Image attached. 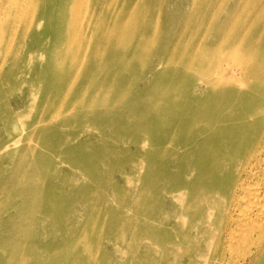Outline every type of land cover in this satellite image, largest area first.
Instances as JSON below:
<instances>
[{
  "label": "bare ground",
  "instance_id": "1",
  "mask_svg": "<svg viewBox=\"0 0 264 264\" xmlns=\"http://www.w3.org/2000/svg\"><path fill=\"white\" fill-rule=\"evenodd\" d=\"M0 264H264V0H0Z\"/></svg>",
  "mask_w": 264,
  "mask_h": 264
},
{
  "label": "rangeland",
  "instance_id": "2",
  "mask_svg": "<svg viewBox=\"0 0 264 264\" xmlns=\"http://www.w3.org/2000/svg\"><path fill=\"white\" fill-rule=\"evenodd\" d=\"M45 17H46L47 19L50 17V16H49V12L46 14V16H45Z\"/></svg>",
  "mask_w": 264,
  "mask_h": 264
}]
</instances>
